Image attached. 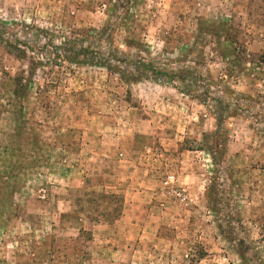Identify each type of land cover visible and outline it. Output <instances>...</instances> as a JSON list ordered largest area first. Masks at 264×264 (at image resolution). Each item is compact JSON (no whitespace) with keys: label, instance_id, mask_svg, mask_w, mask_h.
Returning a JSON list of instances; mask_svg holds the SVG:
<instances>
[{"label":"rangeland","instance_id":"1","mask_svg":"<svg viewBox=\"0 0 264 264\" xmlns=\"http://www.w3.org/2000/svg\"><path fill=\"white\" fill-rule=\"evenodd\" d=\"M0 264H264V0H0Z\"/></svg>","mask_w":264,"mask_h":264},{"label":"trees","instance_id":"2","mask_svg":"<svg viewBox=\"0 0 264 264\" xmlns=\"http://www.w3.org/2000/svg\"><path fill=\"white\" fill-rule=\"evenodd\" d=\"M66 46V43H63L62 46L55 47L54 57L62 58L66 61L79 65H103L104 63L106 64V59H103V57L101 56L96 58L95 55H93V53L89 51V48L84 47L81 44L71 42L69 43L68 47ZM137 77H146V75H144V73H138ZM160 77L162 78V81H158L160 83L170 84V81L173 79V76L167 75L166 73H154L155 80H160ZM20 85H22V83Z\"/></svg>","mask_w":264,"mask_h":264}]
</instances>
